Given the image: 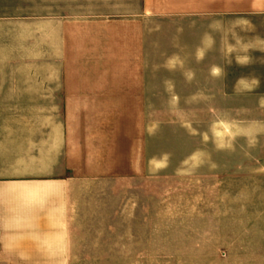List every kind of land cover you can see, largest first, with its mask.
Segmentation results:
<instances>
[{"label": "rangeland", "instance_id": "obj_1", "mask_svg": "<svg viewBox=\"0 0 264 264\" xmlns=\"http://www.w3.org/2000/svg\"><path fill=\"white\" fill-rule=\"evenodd\" d=\"M31 12L0 0V168L80 177V254L51 258L264 264V17L52 32Z\"/></svg>", "mask_w": 264, "mask_h": 264}, {"label": "crops", "instance_id": "obj_2", "mask_svg": "<svg viewBox=\"0 0 264 264\" xmlns=\"http://www.w3.org/2000/svg\"><path fill=\"white\" fill-rule=\"evenodd\" d=\"M30 14L42 17L44 31L67 30L65 24L92 31L93 17L249 20L264 17V0H39V12ZM110 21L104 31L113 30ZM252 94L264 97V90ZM13 158L0 168V264H57L51 257L80 254L74 251L80 247V177L64 178L63 170L50 171L34 156Z\"/></svg>", "mask_w": 264, "mask_h": 264}]
</instances>
